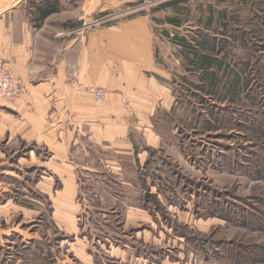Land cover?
Returning <instances> with one entry per match:
<instances>
[{"label": "rangeland", "instance_id": "374dc122", "mask_svg": "<svg viewBox=\"0 0 264 264\" xmlns=\"http://www.w3.org/2000/svg\"><path fill=\"white\" fill-rule=\"evenodd\" d=\"M172 1L137 7L150 17L175 98L170 115H156L162 147L140 159L146 182L128 159L114 166L100 155L91 166L102 173L84 181L76 200L87 210L61 211L65 224L35 188L40 173L9 167L30 149L18 143L0 165V264H264V0H188L180 11L155 10ZM210 7L217 19L227 13V28L208 27ZM176 18L181 28L168 23ZM164 32L194 44L199 32L228 41L229 61L247 67L249 85L237 100L221 101L224 91L206 96ZM121 171L133 174L132 185L120 186Z\"/></svg>", "mask_w": 264, "mask_h": 264}, {"label": "crops", "instance_id": "0c3cea01", "mask_svg": "<svg viewBox=\"0 0 264 264\" xmlns=\"http://www.w3.org/2000/svg\"><path fill=\"white\" fill-rule=\"evenodd\" d=\"M59 1L60 11L37 29L29 0H0V60L24 83L20 99H0V165L16 154L11 147H30L9 167L38 171L35 188L65 223L61 211L88 208L76 200L86 193L84 181L102 173L91 166L94 159L141 165L149 149L162 147L154 119L171 113L175 98L150 17L130 7L150 0ZM73 73L80 89L71 85ZM93 89L105 91L103 103ZM118 174L120 186L132 185L133 174Z\"/></svg>", "mask_w": 264, "mask_h": 264}, {"label": "trees", "instance_id": "16d2710c", "mask_svg": "<svg viewBox=\"0 0 264 264\" xmlns=\"http://www.w3.org/2000/svg\"><path fill=\"white\" fill-rule=\"evenodd\" d=\"M152 1V0H151ZM211 1V0H207ZM188 2V0H174L172 2H168L158 7L157 11L162 10L166 7L179 8L181 4ZM142 1L138 4H132L130 7H138L144 4ZM30 14H32V22L34 23V27L40 29L44 23V21L51 16L52 14L58 13L60 11V1L59 0H34L31 4L30 1ZM208 18V27H213L215 24L221 25V27L227 28V24L225 23V19L227 17L226 12H221L219 14V19L213 13ZM180 11L181 9H177ZM107 14H103L105 16ZM168 23L181 28L183 26L182 21L178 18L176 19H168ZM200 41H196V44L187 40L185 37H180L179 35H175L173 38L169 32H164L163 35L170 40L176 46H179L182 50V54H184V60L186 63L184 67L186 72L195 75H200L201 85L199 90L206 94V96H210L212 99H216L224 91L225 99H221V101L228 100H237L240 97L242 90L249 85V80L245 78V74L247 72V67L237 70L239 67V63L236 65H232L229 61L230 53L228 51L229 42H224L221 44L220 40L214 36H208L205 33H200ZM234 39L238 41V37L234 36ZM244 65V64H243ZM244 75V76H243ZM187 81V80H186ZM192 86V85H191ZM204 86V87H202ZM172 112V111H171ZM165 114V113H164ZM165 114V116L170 115ZM155 131L158 135L163 137V134L159 131L160 122H157L156 117L154 119ZM138 152V150H137ZM149 158L155 156L156 151L148 150ZM136 153V152H135ZM125 159V158H124ZM132 163L133 169L137 170L139 179L143 182L145 176L142 175L141 165L138 160H136V164ZM151 161L148 159L145 163V167L150 164ZM138 164V165H137ZM141 175V176H140Z\"/></svg>", "mask_w": 264, "mask_h": 264}, {"label": "built area", "instance_id": "2783aa9c", "mask_svg": "<svg viewBox=\"0 0 264 264\" xmlns=\"http://www.w3.org/2000/svg\"><path fill=\"white\" fill-rule=\"evenodd\" d=\"M71 85L75 89H80L78 74L73 73ZM97 103H103L106 93L102 89L91 90ZM24 93V83L21 78L12 73L8 66L0 60V99L3 101H16Z\"/></svg>", "mask_w": 264, "mask_h": 264}]
</instances>
